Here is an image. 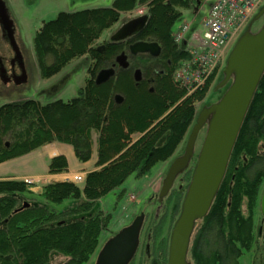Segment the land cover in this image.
Instances as JSON below:
<instances>
[{"label": "trees", "instance_id": "trees-1", "mask_svg": "<svg viewBox=\"0 0 264 264\" xmlns=\"http://www.w3.org/2000/svg\"><path fill=\"white\" fill-rule=\"evenodd\" d=\"M143 5L149 18L139 39L157 42L162 59H171L172 67L156 77L153 91L145 81L135 82L128 70L97 84L96 74L111 66L121 48L109 42L100 53L96 42L122 13ZM192 5V0H114L110 7L62 11L43 22L33 37L40 76L50 78L72 60L89 55L85 84L66 102L25 99L1 105L0 163L52 142L70 145L78 161L87 162L96 131L99 169L88 172L81 187L58 181L43 186L40 194L23 180H0V264H49L51 252L67 258L62 264H86L109 220L100 210L88 214L94 204L131 175H147L184 141L196 119L195 103L204 99L215 75L190 93L174 78L191 52L175 42L172 27ZM258 83L219 189L206 216L196 223L193 264H240L253 246V218L264 184V71ZM116 95L122 101L116 102ZM67 168L66 157L58 155L48 171ZM179 196L178 189L168 192L167 210L173 200L171 212L178 211ZM69 199L73 203L65 209L52 206ZM152 264L162 263L157 259Z\"/></svg>", "mask_w": 264, "mask_h": 264}, {"label": "rangeland", "instance_id": "rangeland-1", "mask_svg": "<svg viewBox=\"0 0 264 264\" xmlns=\"http://www.w3.org/2000/svg\"><path fill=\"white\" fill-rule=\"evenodd\" d=\"M113 1L114 0H2L6 13L12 22L13 37L20 55L22 56L23 66L17 68V63H15V70L6 77L2 76L0 72V106L6 103L20 102L25 99H35L42 104L55 100L66 102L77 96L79 89L85 84L87 69L91 62L89 56L84 55L74 59L57 74L50 78H42L34 56L33 37L42 26L43 22L54 19L59 12H76L84 9L110 7ZM192 4L190 9L182 11V15L176 20L172 27V33L176 34L185 24L189 25V29L184 35L185 40L179 42V46L182 49L190 47V50H193L192 46L198 44V41L196 42L193 36H202L204 18L209 8L208 3L204 4L202 8L194 0ZM141 11L146 13L147 7L145 5L138 6L132 11L122 13L120 20L103 33L101 38L96 42V46H99L105 41H109L112 34L118 30L123 23L136 17ZM256 14L255 12L250 17V23ZM258 19L259 20L254 21L251 26L253 32H257L259 27L263 24L264 15ZM244 32L245 30H242L235 38ZM235 41L236 39H233L228 49L224 51L226 54L223 61L217 66L218 68H216L214 78L211 81L206 96L203 100L195 103L197 112L196 119L203 107H208L212 103L218 101L228 88L227 84L222 87H218V85L224 77L223 69L226 66L225 62L229 54L228 52L234 46ZM13 58H15V51L9 40L3 36L0 25V71L2 69L4 74L7 75L10 72V61ZM50 61L51 58L48 57L47 62L50 63ZM182 64L183 63L176 69L175 74H181L183 68ZM212 74H214V72ZM175 81H178L183 87L187 86L178 76H175ZM201 83L202 81L200 80L198 85L202 86L203 84ZM192 84L193 83H191V85ZM188 87H190L189 84ZM196 119L188 129L184 141L176 149L171 158L152 167L145 176L139 177L136 176V174L131 175L120 187L110 191L108 194L98 199L94 204V207L88 214L93 216L100 210L104 214L109 215V220L106 228L101 233L95 253L86 264H95L97 254L105 242L122 228L130 225L133 219L140 213L145 214V220L140 233L139 247L132 260V264H151L155 258L162 256L161 254H163V264H167L170 235L173 225L180 213L181 203L186 187L191 179L206 127H203L199 132L195 144L194 155L188 168L178 175L173 184V189L179 190L180 188V196L178 197V205H180V208H178V211L174 213L171 212L173 200L170 202L167 210V206H165L166 199L163 198L160 201L158 193L170 164L183 154L186 140H188L187 138L190 130L195 126ZM92 132L94 140H96V145L97 132ZM135 137L137 136L135 135L134 138ZM263 187L264 184L262 189ZM161 202H163V204ZM72 203L73 200L69 199L52 206L58 209H65ZM159 207L160 209L162 207L161 211H159ZM243 211L245 212V208H243ZM154 215H156V217H154ZM253 222V233L255 235L252 243L253 246L251 250L242 254L240 257V264H264V216L260 212V201L255 210ZM147 245H150L149 256L145 254ZM51 253L49 264H62L67 260L66 257L61 256L57 252Z\"/></svg>", "mask_w": 264, "mask_h": 264}, {"label": "water", "instance_id": "water-1", "mask_svg": "<svg viewBox=\"0 0 264 264\" xmlns=\"http://www.w3.org/2000/svg\"><path fill=\"white\" fill-rule=\"evenodd\" d=\"M262 15H264V5L229 51L226 66L223 69L224 77L218 85L222 87L227 84L228 88L218 101L203 107L200 111L195 126L189 132L183 154L170 164L162 181L159 191L160 201L173 187L178 175L188 168L194 155L199 132L206 126L191 179L181 203L180 213L170 235L167 264H192L188 256L196 222L206 216L219 189L244 115L263 75L264 22L257 32L251 30L253 22L259 20L258 18ZM148 18L146 13L126 21L112 34L109 42H116L141 32ZM0 25L3 36L9 40L16 56L19 57L13 37L12 22L2 0H0ZM103 48L104 46H100L96 49L102 51ZM160 51L161 47L155 41L140 40L129 46V53L134 55L147 54L157 57ZM116 66L121 69L129 66L124 51L116 56L113 67L104 68L97 73L95 82L101 84L114 78ZM140 79L141 70L136 69L134 80L138 82ZM115 101H122V96L116 95ZM262 190L259 201L260 212L264 216V187ZM144 220L145 214L140 213L130 225L107 240L98 252L95 264H130L139 246Z\"/></svg>", "mask_w": 264, "mask_h": 264}, {"label": "built area", "instance_id": "built-area-1", "mask_svg": "<svg viewBox=\"0 0 264 264\" xmlns=\"http://www.w3.org/2000/svg\"><path fill=\"white\" fill-rule=\"evenodd\" d=\"M209 4V10L204 20V31L201 37L194 36L198 44L193 45L191 59L183 63L181 74H176L185 85H190L191 90L198 89L200 80H205L216 71L217 66L223 61L225 52L236 35L244 30L250 17L264 4V0H204ZM139 12V14H141ZM189 29L185 24L175 34V40L180 42ZM198 82V83H194ZM191 83H193L191 85ZM71 180L81 183L84 180L83 174H73ZM31 182V179H27Z\"/></svg>", "mask_w": 264, "mask_h": 264}, {"label": "crops", "instance_id": "crops-1", "mask_svg": "<svg viewBox=\"0 0 264 264\" xmlns=\"http://www.w3.org/2000/svg\"><path fill=\"white\" fill-rule=\"evenodd\" d=\"M95 142L96 140H93L92 155L87 162H79L70 145L59 142L48 143L28 154L0 163V180H26L29 178L32 180L30 191L40 194L46 184L70 181L73 174L86 175V173L98 169ZM58 155L66 157L68 168L65 172L49 173L50 160ZM82 185L83 183L79 184L80 187Z\"/></svg>", "mask_w": 264, "mask_h": 264}, {"label": "flooded vegetation", "instance_id": "flooded-vegetation-1", "mask_svg": "<svg viewBox=\"0 0 264 264\" xmlns=\"http://www.w3.org/2000/svg\"><path fill=\"white\" fill-rule=\"evenodd\" d=\"M139 35H140V32L136 33L134 35H131V36L125 38V39H121V40L116 41V42H110L112 44H117V46H119V48H121L120 52L116 56H118L121 52L124 51L125 54L127 55V61L129 63V66L126 69H121V68L116 66L115 67V70H116L115 77L117 75L118 70H128V71H131V76H132V78L134 80V72H135V70L136 69H140L141 70V79L137 83L145 81L149 85L148 90L149 91H153L154 87H153L152 84H153L154 80L159 75H162V74L166 75L167 74V71L165 70V68L172 67V60L171 59H167V58L166 59H162L161 51H160L159 56H157V57H152V56L147 55V54H135L134 55V54L129 53V46L131 44L137 42V41L142 40V39H139ZM144 41H146V40H144ZM175 42L179 45V43L176 40H175ZM108 43H109V41H105V42L101 43L99 46H95V47L97 48V47H100V46H104L102 51H98L97 50L98 52L103 53L105 51L106 46H107ZM18 52H19V50H18ZM116 56H115V58H116ZM115 58H114V62L111 64L110 67H113V65L115 63ZM147 60H149V62ZM15 63H17V68L20 67V66L21 67L23 66V60H22V56L20 55V52H19V57H17L16 53H15V58H13L10 61V65H11L10 72L6 75V74H4L3 70L1 69V71H0L1 75L6 77L12 71H14L15 70L14 69ZM144 63H146V64H144ZM163 63H164V66H163ZM152 65H154V67H151ZM162 66H163L164 69L161 68ZM110 67H106V68H110ZM102 69H104V68H102ZM175 76H176V74L174 73V78H175ZM17 81H19V80H17ZM204 127H206V126H204ZM179 190H180V188H179ZM192 238H193V235H192ZM191 243H192V239H191ZM190 247H191V244H190ZM168 250H169V245H168ZM149 251H150V245H147L146 248H145L146 256H149ZM161 255L162 256H160L159 258H155L153 261L158 259L159 262H161L163 264V254H161ZM134 257H135V255H134ZM134 257H133V259H134ZM167 260H168V253H167ZM188 260H190L192 262L190 252H189ZM153 261L151 262V264L153 263ZM131 263H132V261H131ZM192 264H193V262H192Z\"/></svg>", "mask_w": 264, "mask_h": 264}]
</instances>
